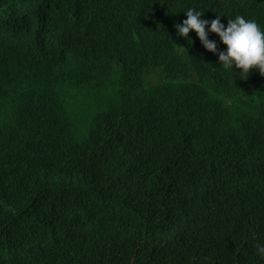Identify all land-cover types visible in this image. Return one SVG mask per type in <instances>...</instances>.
Here are the masks:
<instances>
[{
    "label": "trees",
    "instance_id": "trees-1",
    "mask_svg": "<svg viewBox=\"0 0 264 264\" xmlns=\"http://www.w3.org/2000/svg\"><path fill=\"white\" fill-rule=\"evenodd\" d=\"M190 7L264 29V0H0V264H264V75Z\"/></svg>",
    "mask_w": 264,
    "mask_h": 264
},
{
    "label": "clouds",
    "instance_id": "clouds-1",
    "mask_svg": "<svg viewBox=\"0 0 264 264\" xmlns=\"http://www.w3.org/2000/svg\"><path fill=\"white\" fill-rule=\"evenodd\" d=\"M203 14L197 8H188L174 24L177 34L189 40L190 30H195L204 48L218 55L225 70H234L235 67L241 73H249L250 69L255 68L264 75V29L256 20L237 14L234 18L223 19L227 23L225 25L220 15L209 20L202 19ZM209 33H216L226 48L219 49L217 42L209 38ZM254 247L259 257L264 259V244Z\"/></svg>",
    "mask_w": 264,
    "mask_h": 264
}]
</instances>
